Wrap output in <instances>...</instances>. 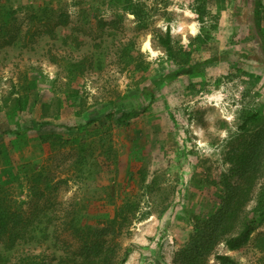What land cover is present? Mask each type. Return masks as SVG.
Wrapping results in <instances>:
<instances>
[{
  "label": "rangeland",
  "instance_id": "obj_1",
  "mask_svg": "<svg viewBox=\"0 0 264 264\" xmlns=\"http://www.w3.org/2000/svg\"><path fill=\"white\" fill-rule=\"evenodd\" d=\"M253 8V0H0V170L21 177L0 199L47 214L48 226L13 257L64 264L80 245L71 223L111 218L126 208L120 198L138 213L111 237L118 257L138 244L146 264H178L195 221L241 193L239 229L264 185V54ZM186 62L202 64L171 77ZM158 78L152 98L143 89ZM18 98L29 101L23 112ZM133 109L143 116L118 123L115 111ZM20 129L29 130L12 133ZM242 151L252 159H235ZM38 175L42 198L33 195ZM215 252L264 264V222L242 249ZM141 259L135 250L125 264Z\"/></svg>",
  "mask_w": 264,
  "mask_h": 264
},
{
  "label": "trees",
  "instance_id": "obj_2",
  "mask_svg": "<svg viewBox=\"0 0 264 264\" xmlns=\"http://www.w3.org/2000/svg\"><path fill=\"white\" fill-rule=\"evenodd\" d=\"M253 6L255 15L253 28L264 54V5L261 1L253 0ZM9 16L10 13L5 14L6 18ZM166 48L167 51L171 52L168 43ZM205 61L209 62L211 59ZM201 64L202 62H186L180 69L174 71L171 77L194 75L199 71ZM162 81L161 78L152 79L143 91L154 98L155 90ZM32 84V86H35L34 82ZM28 102V99L18 98L14 107L15 112H23ZM109 115L113 117L117 115L116 120L118 123L129 125L134 120L141 118L143 112L137 109L131 111L120 110L115 111L114 115L112 111ZM253 116L255 117V115ZM64 127L70 129L68 126ZM28 130H13L12 133L22 135ZM235 159H252V157L250 153L242 151L235 156ZM20 179V175L13 168L0 170V194L1 190L5 191V188L19 182ZM33 181L35 183L32 188L33 195L36 198H42L44 192H40L39 189V184L42 182L40 175L34 177ZM256 199V206L246 213L243 223L237 231H233V224L234 220L240 218L241 193L237 195L235 200L228 201L218 209L210 219L205 221L197 219L194 223L195 234L192 236V241L178 252V264H208L210 256L217 264H241L229 255L219 254L218 252L213 253V250L217 245L224 244L229 251H237L250 242L255 230L264 222V185L259 190ZM120 200L126 208L114 209L111 218L108 216L101 218L99 212H96L93 215L89 213L86 214L87 216L82 215L71 223L80 245L75 251L68 250L66 258L70 260L61 259L62 263L65 264V260H67L68 263L66 264H125L130 254L135 250L142 252L140 264L147 263L146 259H143L145 247L134 244L126 248L122 255L118 257L115 252L116 249L111 244V237H119L124 226L137 218L138 211L130 208L131 202L123 198H120ZM44 218H47V214L43 213L42 216L40 214L38 216L34 211L31 214H26L19 210H13L0 199V264H38L37 260L31 255L13 257L10 253L25 242H34L37 235L41 236L40 233L47 234L45 230L48 226L44 227L45 229L43 228L45 226ZM94 220L95 224L89 223L94 222Z\"/></svg>",
  "mask_w": 264,
  "mask_h": 264
}]
</instances>
